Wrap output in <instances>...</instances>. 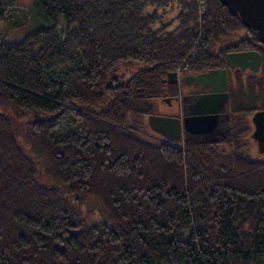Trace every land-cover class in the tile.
Segmentation results:
<instances>
[{
    "label": "trees",
    "instance_id": "obj_1",
    "mask_svg": "<svg viewBox=\"0 0 264 264\" xmlns=\"http://www.w3.org/2000/svg\"><path fill=\"white\" fill-rule=\"evenodd\" d=\"M171 1L0 0V22H53L0 35V264H264V158L245 140L264 45L220 0H176L168 18ZM250 48L261 67L230 73L220 141L130 122L180 96L163 80L180 64Z\"/></svg>",
    "mask_w": 264,
    "mask_h": 264
},
{
    "label": "water",
    "instance_id": "obj_2",
    "mask_svg": "<svg viewBox=\"0 0 264 264\" xmlns=\"http://www.w3.org/2000/svg\"><path fill=\"white\" fill-rule=\"evenodd\" d=\"M226 5L233 14H237L244 25L250 27L264 45V0H220ZM241 56L239 59H233V56ZM227 64L231 66H240L242 69L251 68L257 71L261 65L262 56L259 51H241L238 53L227 54ZM219 75H218V74ZM191 75L180 76L176 70L170 71L163 79L170 83H179ZM194 78L203 84H212L220 82L221 86L217 89H211L209 93L201 97V100L207 104L212 103L208 109H196L192 113H183L182 116H162L149 114L150 122L154 130L161 124L167 133L164 137L175 141H181L184 134L200 135L215 129L220 110L229 100V84L227 67H218L205 72L195 74ZM183 96L182 99H184ZM255 124L254 136L262 143L264 150V109L257 110L253 115ZM157 132V131H156ZM215 141V140H213Z\"/></svg>",
    "mask_w": 264,
    "mask_h": 264
},
{
    "label": "rangeland",
    "instance_id": "obj_3",
    "mask_svg": "<svg viewBox=\"0 0 264 264\" xmlns=\"http://www.w3.org/2000/svg\"><path fill=\"white\" fill-rule=\"evenodd\" d=\"M16 1L20 5H22L24 8L29 9L33 7V0H16ZM170 5L171 6L167 14L168 18L175 16L178 10L176 0H172ZM52 23L53 22L51 20L45 19L44 17L40 16L36 11H34L32 15L30 16V18L28 19V21H26L25 23L19 26H14L12 23L8 21L0 22V35L3 37V39L8 40V41H20L26 35L34 31L35 29L42 27V26H50L52 25ZM63 27H64V22H61L58 24L59 29ZM138 65L139 64H136L137 67ZM186 69H183V70L175 69V70L179 73L180 76H184V75H187L186 73H184V70ZM184 90H185L184 87L180 88L181 92H184ZM181 94L179 97L182 99ZM179 97L178 98H158V99L153 100L152 103L154 104L153 105L154 112L151 114L162 115V116H173L175 112L178 111L181 107V100ZM253 115L254 114L249 116L252 128L245 136V140L247 142L246 143L247 151L253 157L264 158V150L261 147L262 143L260 144V141L254 136L255 124L253 121ZM149 117L150 115H148V117L143 115L137 118L134 115H130L129 120L131 123L137 122L138 125H140L142 129H146L149 133L158 135L159 133H157L153 129ZM212 142H216V140L215 141L212 140Z\"/></svg>",
    "mask_w": 264,
    "mask_h": 264
},
{
    "label": "flooded vegetation",
    "instance_id": "obj_4",
    "mask_svg": "<svg viewBox=\"0 0 264 264\" xmlns=\"http://www.w3.org/2000/svg\"><path fill=\"white\" fill-rule=\"evenodd\" d=\"M260 45H262V43ZM252 50L259 51L256 48L236 49V50L228 51L227 54L228 53H238L241 51H252ZM240 57L241 56L234 55L233 59H239ZM233 62H232V64H234ZM261 63H262V61H261ZM231 65L227 64V66H225V67H227V70H228V84H229L230 73L235 74L236 70L241 68L240 66H231ZM260 67H261V65H260ZM260 67L257 71H254L251 68H246V69H242V70L245 72H250V73L256 74L259 72ZM211 69H213V68L207 69L205 71H208ZM205 71H200V72H205ZM197 73H199V72L188 71V72H186V74L187 75L190 74L191 76L187 77L186 79L179 82L180 87L185 88L184 92H182V94H181L182 98H183V96H185V97H184V99H181L179 97L181 100V107L178 111L175 112V114L173 116H182L184 112L188 114V113H192V111L196 110V109H208V108L212 107V103L207 104L206 102H204V100L203 101L201 100V102L198 103V101H200L201 97H203L204 95L209 93L211 91V89H217L218 87L221 86V84H220V82H215L212 84L200 83L196 80V78H194L195 74H197ZM229 100H230V84H229ZM229 100L226 102V105L220 110V116L218 118L217 125H216L214 130L209 131V132H205V133L200 134V135H192L190 133H186V136H191L194 138H200V139L208 140L211 142H212V140H216V142H218L223 136L226 135V132H227V119L229 118L227 110H228ZM249 124H250V130H251L252 126H251L250 121H249ZM156 126H157V128L155 131H157V133H159L160 135L163 136L164 135L163 133L168 132L167 130H165V128L161 124L156 125Z\"/></svg>",
    "mask_w": 264,
    "mask_h": 264
},
{
    "label": "built area",
    "instance_id": "obj_5",
    "mask_svg": "<svg viewBox=\"0 0 264 264\" xmlns=\"http://www.w3.org/2000/svg\"><path fill=\"white\" fill-rule=\"evenodd\" d=\"M186 68H188V63H186V62L180 64V65L177 67L178 70H183V69H186Z\"/></svg>",
    "mask_w": 264,
    "mask_h": 264
},
{
    "label": "crops",
    "instance_id": "obj_6",
    "mask_svg": "<svg viewBox=\"0 0 264 264\" xmlns=\"http://www.w3.org/2000/svg\"><path fill=\"white\" fill-rule=\"evenodd\" d=\"M186 137V134H184L183 138Z\"/></svg>",
    "mask_w": 264,
    "mask_h": 264
}]
</instances>
